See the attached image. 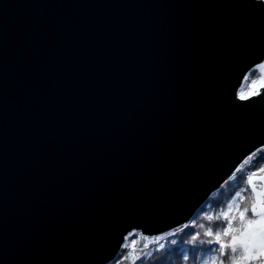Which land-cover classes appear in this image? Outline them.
Instances as JSON below:
<instances>
[{"label":"water","instance_id":"obj_1","mask_svg":"<svg viewBox=\"0 0 264 264\" xmlns=\"http://www.w3.org/2000/svg\"><path fill=\"white\" fill-rule=\"evenodd\" d=\"M264 0H0V264H108L188 224L264 147Z\"/></svg>","mask_w":264,"mask_h":264},{"label":"trees","instance_id":"obj_2","mask_svg":"<svg viewBox=\"0 0 264 264\" xmlns=\"http://www.w3.org/2000/svg\"><path fill=\"white\" fill-rule=\"evenodd\" d=\"M261 80L260 69L256 66L245 77L239 95L247 97L251 91L260 86ZM262 175H264V148L247 158L231 178L209 197L188 224L154 236L133 231L126 236L120 252L108 264H210L213 258L216 264H220L221 260L224 264H232L231 249L226 250V256H221L215 232H222L227 226L222 213L228 211L229 205L232 215L236 214L238 206L241 210L245 207L251 209L256 201L253 187L261 188V183L259 181L254 183L252 179ZM248 215H251V211ZM208 216H212L213 219L209 221ZM238 226L237 220L234 222V227ZM210 227L213 231L211 237L205 235ZM230 239V236H221V241L224 243L230 242ZM209 249L216 251L209 252ZM239 255L238 251L236 257L238 258ZM253 264H261V262L254 261Z\"/></svg>","mask_w":264,"mask_h":264},{"label":"snow or ice","instance_id":"obj_3","mask_svg":"<svg viewBox=\"0 0 264 264\" xmlns=\"http://www.w3.org/2000/svg\"><path fill=\"white\" fill-rule=\"evenodd\" d=\"M261 67H264V65ZM240 98L244 99L243 96ZM253 192L256 194V201L252 204L251 209L245 207L241 210L238 206L236 214L232 215L231 205H229L228 211L222 213L223 219L227 221V226L223 228L222 232H215V239L219 245L221 256H226V250L231 249L233 254L232 264H253L254 261H260L261 264H264V189L256 192L253 187ZM249 211H251L250 216L248 215ZM212 219V216H208L209 221ZM237 220L239 226L234 227V222ZM205 235L213 236L211 227ZM221 236H230V242H222ZM195 238L194 236L193 239ZM213 251L216 250L209 249V252ZM238 251L240 255L237 258L236 253ZM212 264H216L215 258L212 259ZM220 264H224L223 260L220 261Z\"/></svg>","mask_w":264,"mask_h":264},{"label":"rangeland","instance_id":"obj_4","mask_svg":"<svg viewBox=\"0 0 264 264\" xmlns=\"http://www.w3.org/2000/svg\"><path fill=\"white\" fill-rule=\"evenodd\" d=\"M262 65H264V62H262L261 64L258 65V68L260 69V72H261V77H262V80L260 82V86L254 90V91H251L249 93V95L247 97H244V99H247V98H250L251 96L257 94L259 91H260V88L261 87H264V67H261ZM241 96L239 95L238 93V98H240ZM241 99V98H240ZM255 181H259L261 183V188L259 187H254L256 189V192H259L261 189H264V175H262L261 177H256V178H253L252 179V182L255 183ZM254 196L256 198V194L254 193ZM125 243V242H124ZM124 245V244H123ZM212 264V262L210 263Z\"/></svg>","mask_w":264,"mask_h":264}]
</instances>
